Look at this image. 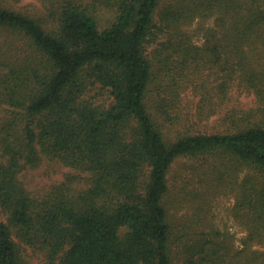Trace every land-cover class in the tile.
Segmentation results:
<instances>
[{
    "label": "trees",
    "instance_id": "trees-1",
    "mask_svg": "<svg viewBox=\"0 0 264 264\" xmlns=\"http://www.w3.org/2000/svg\"><path fill=\"white\" fill-rule=\"evenodd\" d=\"M45 1L51 28L0 5V30L28 45L0 40V264H24L12 229L49 264H264V0ZM95 3L117 11L104 29ZM212 16L204 44H192L185 28ZM232 88L255 103L226 109L227 130L177 128L191 125L178 105L188 89L202 120ZM181 157L205 158L204 171L199 188L177 193L169 174ZM44 159L87 173L89 185L68 174L36 198L19 175ZM227 185L247 231L236 250L228 234L191 235L173 212L196 208L199 224Z\"/></svg>",
    "mask_w": 264,
    "mask_h": 264
},
{
    "label": "rangeland",
    "instance_id": "rangeland-1",
    "mask_svg": "<svg viewBox=\"0 0 264 264\" xmlns=\"http://www.w3.org/2000/svg\"><path fill=\"white\" fill-rule=\"evenodd\" d=\"M84 1L88 5L93 4L92 0ZM0 5L37 19L45 28H51V26L56 24L55 18L57 16L53 14L55 7H48L50 3L45 0H0ZM90 9L94 10L93 13L96 15L100 29L110 26L117 16L115 8H110L99 3H95V8ZM214 20L215 16L206 19L199 18L191 26L185 28L192 44H204L208 30L215 27ZM5 38L12 40L15 46H21L22 48L28 47V45L26 46L25 44V39L19 33L0 30V40L2 41ZM150 49L152 48H149V51ZM203 80H206L205 76ZM206 85L211 86L213 84L207 83ZM92 95L97 103H109L110 101L108 94H104V92L94 90ZM199 100L200 96L194 94L192 89H188L183 95L178 105L183 113L191 115L189 116L191 125L188 124V121H182L178 123L179 126H177V128L190 130L193 133L225 131L229 125L224 120L226 109L231 107L250 108L255 103L253 95L232 88L229 99L226 104L223 105L224 107L220 109V112L200 120L195 116L197 105L200 102ZM203 161H205L203 157H181L178 159L172 166L169 174L171 190L178 193L180 188H188V190L199 188V174H203L204 171ZM68 174H80L83 177V179L78 180V183L76 182L75 186L77 188H85L89 185L87 173H80L59 161L48 159H44L37 167L26 168L21 172L19 177L31 194L41 199L51 194L55 187L64 183ZM235 187L236 185L222 186L218 192L210 198L201 217L202 221H200L199 224H196L195 221L197 219L196 214L198 213L196 208L176 209L173 212L178 219L192 222L193 228L191 229L192 232H190L191 235L213 231L219 232L220 234H228L231 247L236 250L242 247V240L246 237L247 231L233 216V207L236 201ZM171 197L176 198L175 195L172 194ZM0 220L8 223V213L4 211L1 206ZM176 226H178V224H176ZM12 237L18 245L21 260L24 264H49L47 252L43 247L26 244L18 237L17 231L14 229H12ZM177 251H179L178 246Z\"/></svg>",
    "mask_w": 264,
    "mask_h": 264
}]
</instances>
